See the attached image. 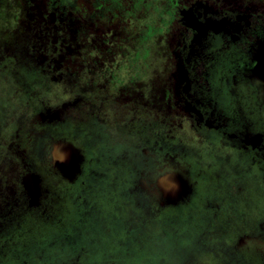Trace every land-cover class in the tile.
Returning <instances> with one entry per match:
<instances>
[{
	"label": "flooded vegetation",
	"instance_id": "af4514ba",
	"mask_svg": "<svg viewBox=\"0 0 264 264\" xmlns=\"http://www.w3.org/2000/svg\"><path fill=\"white\" fill-rule=\"evenodd\" d=\"M0 81L7 264H264V0H0Z\"/></svg>",
	"mask_w": 264,
	"mask_h": 264
},
{
	"label": "rangeland",
	"instance_id": "374dc122",
	"mask_svg": "<svg viewBox=\"0 0 264 264\" xmlns=\"http://www.w3.org/2000/svg\"><path fill=\"white\" fill-rule=\"evenodd\" d=\"M12 88L8 86V84L4 81H0V95L2 98L10 97L12 93ZM46 100L45 98H43ZM24 114L23 110L17 111L16 113H12L17 119L21 115ZM26 125V124H25ZM44 235L47 236L49 233L53 232V229L46 228L44 229ZM55 232V230H54ZM35 233V232H34ZM171 235L167 234V237L164 240H160L159 242L155 243L151 241L149 244L146 243V254L141 252L132 262H128L125 264H183L186 262H190L191 260L194 261V257L192 256H185V253L188 252L190 249L193 248L192 245L186 243L184 240H180L179 235H175L173 232H170ZM32 239V240H31ZM27 245L32 242L35 243L33 237L31 238L30 234L27 233L26 238L24 239L23 243ZM10 255V254H9ZM41 255V256H40ZM53 257H50L52 256ZM39 256V257H38ZM14 256H0V264H7ZM69 257H64L60 254H53L50 252H44L37 254L35 253L33 256H26L25 259L28 260V263L31 264H59L66 261ZM85 261V257H82ZM111 260H115L113 258L105 259V264H110ZM191 261V263H193Z\"/></svg>",
	"mask_w": 264,
	"mask_h": 264
},
{
	"label": "water",
	"instance_id": "95a60500",
	"mask_svg": "<svg viewBox=\"0 0 264 264\" xmlns=\"http://www.w3.org/2000/svg\"><path fill=\"white\" fill-rule=\"evenodd\" d=\"M68 151H69L68 149L65 150L64 153H63V155L60 157V159H59V160H55L56 162H59L61 165H63L62 167L65 168L66 170H67L66 164L69 163V162H68V158H67L63 163H61L60 160L63 159L64 154H67ZM28 179L30 180V186L27 185V188L29 189V191L32 192L33 190H35V188H37V181H38V178H37V177H33V176H31V177H29ZM178 186H179V184L175 183V182L172 180V182H171V188H172V191H175L176 187H178ZM174 193H175V192H174Z\"/></svg>",
	"mask_w": 264,
	"mask_h": 264
},
{
	"label": "clouds",
	"instance_id": "9594fccd",
	"mask_svg": "<svg viewBox=\"0 0 264 264\" xmlns=\"http://www.w3.org/2000/svg\"><path fill=\"white\" fill-rule=\"evenodd\" d=\"M65 99H68V97H65ZM67 159V154H64L63 159L60 160L61 163H63Z\"/></svg>",
	"mask_w": 264,
	"mask_h": 264
}]
</instances>
